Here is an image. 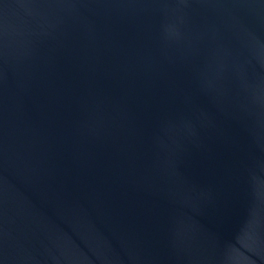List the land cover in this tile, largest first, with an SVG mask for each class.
I'll return each instance as SVG.
<instances>
[{"label":"water","instance_id":"95a60500","mask_svg":"<svg viewBox=\"0 0 264 264\" xmlns=\"http://www.w3.org/2000/svg\"><path fill=\"white\" fill-rule=\"evenodd\" d=\"M0 264H264V0H0Z\"/></svg>","mask_w":264,"mask_h":264}]
</instances>
